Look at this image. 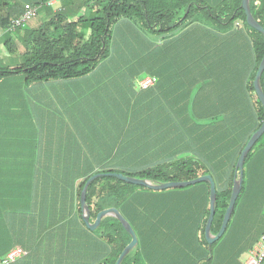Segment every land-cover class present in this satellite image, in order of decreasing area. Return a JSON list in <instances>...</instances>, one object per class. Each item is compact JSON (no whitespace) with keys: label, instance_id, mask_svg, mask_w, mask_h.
<instances>
[{"label":"trees","instance_id":"obj_1","mask_svg":"<svg viewBox=\"0 0 264 264\" xmlns=\"http://www.w3.org/2000/svg\"><path fill=\"white\" fill-rule=\"evenodd\" d=\"M54 1L0 0V9L6 8L5 14L0 15V29L12 34L18 32L14 36L24 46L20 65H0V81L13 73H22L29 85L95 72L112 56L116 37L121 38L119 42L123 39L135 47L143 63L153 65L158 46L162 47V57L176 54L178 62L172 63L169 69L176 75V88L161 89L157 77L153 85L136 91L131 88L127 93L140 106L135 111L136 106L131 108L129 123L125 125L124 120V126L119 128L122 139L115 138L120 143L118 155L130 158L98 161L101 167L91 160L67 161L64 176L44 177L65 182V197L60 201L64 203L61 216L65 217L66 230L78 229L96 236L101 246L98 261L87 264H115L132 239L114 216L103 217L95 230L89 229L83 220L81 191L86 181L99 172H122L153 182L185 181L211 174L217 192L211 232L217 234L229 205L240 153L264 122V106L254 87L264 56V34L247 23L242 0H58L57 7L53 6ZM25 2L28 3L23 9ZM28 7L35 8L36 14L9 30L13 19ZM250 8L264 27V0H250ZM42 14L47 16L39 25H28ZM190 25H203L209 30L210 36L205 37L209 48L197 55L194 50L193 58L187 60L189 50L180 49L174 37ZM240 29L245 30L246 38L252 43L256 65L248 74L232 67L223 72L222 66L230 65H222L215 59L233 55L231 45ZM1 43L9 52L19 44L12 36ZM154 71L153 67L151 74ZM260 80L264 91V71ZM104 87L98 82L92 94L100 95ZM124 88H128L127 83ZM215 100L221 102L208 110ZM154 133L160 137V145L155 144L158 138ZM263 140L264 133L246 155L242 189L231 218L223 236L211 246L205 237L210 214L207 181L151 189L116 176L101 175L89 183L86 191L90 221L94 222L101 210L117 208L131 224L139 242L121 264H229L233 261L237 264L246 250L243 239L261 240L264 234V216L262 223L255 220L253 227V211H264V190L253 201V152ZM128 143L131 149L127 155ZM134 156L139 158L133 159ZM18 196L28 198L25 202L35 205L43 201L42 196L46 199V192L19 190ZM18 202L22 201L18 199Z\"/></svg>","mask_w":264,"mask_h":264},{"label":"crops","instance_id":"obj_2","mask_svg":"<svg viewBox=\"0 0 264 264\" xmlns=\"http://www.w3.org/2000/svg\"><path fill=\"white\" fill-rule=\"evenodd\" d=\"M26 3L28 2L22 3L23 9ZM57 5L58 0H55L53 6ZM14 9L15 6L13 11L16 12L17 9ZM5 11L6 8L0 9V15L5 14ZM45 16L47 15H39L28 25L36 27ZM207 31L209 30L203 25H190L178 37H174V41L181 46L180 49L189 50L187 60L193 58L194 50L197 55L209 48L205 45L209 42L205 37L210 36ZM236 32L231 45L233 55L218 56L215 60L222 65H230L225 68L222 66L223 72L232 67V70L248 74L256 65V54L251 41L246 38L245 30ZM11 36L20 43V39L14 34L0 29V43ZM118 39L121 38L113 40L112 56L118 50L124 61L129 64L135 62L134 57L139 58L141 53L123 39L121 42ZM223 42L227 43L225 39ZM161 43L159 41V45ZM162 54V47L158 46L153 59L154 75H148L158 77L161 89H174L178 86L175 83L176 75L169 69L172 63L178 64L176 54H170L169 57H162ZM110 59L111 57L107 60ZM197 59L196 56L195 60ZM107 62L100 67L105 66L104 69H107ZM139 75L140 73L95 71L83 76L38 81L27 85L22 73H13L0 81V258L15 247H22L27 251L8 264H82L81 261L87 264L89 261H98L97 254L101 246L95 239L96 236L87 235L78 229L67 231L65 228V217L61 216L64 203L60 201L65 197V182L62 179L56 181L44 177L64 176L67 161L85 159L98 165V161L130 158L118 155L120 143L115 136L122 137V130L119 128L129 123L131 108L136 106L135 111L140 106L134 103L135 98L127 94L131 88L134 91L140 90L139 81L144 77ZM98 82L105 87L100 89V95L95 96L92 91ZM124 83L128 84V88H124ZM233 100L236 105V100ZM220 102L213 101L208 110H213ZM124 120L126 123L123 124ZM157 138L155 144L160 145V137ZM128 144L125 151L127 155L131 149V143ZM37 189L41 193L46 192V199L42 196L41 203L36 202L34 205L30 201L25 202L28 198L18 196L19 190L29 192ZM262 190L264 140L253 152V201ZM18 199L22 202L19 203ZM257 206L253 204V207ZM263 216L264 211H253V227L255 220H261L259 223H262ZM259 241V238L254 237L243 239L246 250L242 252L237 264H246ZM229 264H234V261Z\"/></svg>","mask_w":264,"mask_h":264},{"label":"water","instance_id":"obj_3","mask_svg":"<svg viewBox=\"0 0 264 264\" xmlns=\"http://www.w3.org/2000/svg\"><path fill=\"white\" fill-rule=\"evenodd\" d=\"M242 7L244 8V11L246 13L247 23L251 27L257 29L258 31H260L261 33L264 34V27L261 25V23H259L256 20V18L253 16V14L251 12L250 0H242ZM263 71H264V56L259 63L256 75L254 78V87H255L256 92H257V94H258V96H259V98H260V100L264 106V91L262 89L261 80H260ZM263 133H264V122L252 134V136L250 137V139L248 140L245 147L243 148V150L240 153V156L238 158L237 165H236V174L234 177V183H233V188H232V193H231L229 205L225 211L224 218L222 221V225H221L220 230L218 231L217 234H213L211 232V225H212V221H213L215 210H216V199H217L216 184H215L213 177L211 175H208V174L201 175L195 179H190V180H185V181L153 182L152 180L147 179V178L133 177V176L125 175L123 173H118V172L95 173L86 181V183H85V185L81 191L80 199H81V209H82L83 220H84L85 224L87 225V227H89L92 230L97 229L99 227V225L101 224L103 217L109 216V215L116 217L123 224L125 229L131 235L132 239H131L130 243L121 251V253L119 254V256L115 262V264H121L123 259L137 246L138 238H137V235H136L133 227L131 226V224L120 213V211L117 208H109V209L101 210L97 214L96 220L94 222L90 221L89 212H88V209L86 207V191H87V187H88L89 183L93 179H95L101 175H108V176L112 175V176H116V177H118L124 181H127L129 183L143 185V186H146V187H149L152 189H163V188H167V187H182V186H187L189 184H194V183L201 182V181H208L210 183V214H209L208 220H207L206 225H205V237H206L207 241L209 242V244L211 245L213 242L218 240L223 235V233L225 232V230L227 228L228 222H229L231 215H232V212L234 210L236 200H237V198L240 194V191L242 189L243 175H244V162H245L246 155L252 149L255 142L259 139V137Z\"/></svg>","mask_w":264,"mask_h":264},{"label":"rangeland","instance_id":"obj_4","mask_svg":"<svg viewBox=\"0 0 264 264\" xmlns=\"http://www.w3.org/2000/svg\"><path fill=\"white\" fill-rule=\"evenodd\" d=\"M16 47L17 48L14 49L13 52H9L5 45L3 43H0V65L15 66L17 64L20 65L21 62H23L24 46L22 43H19L16 45ZM134 58L136 61L129 64L124 61V57L119 53L118 50H116L113 53V56H111V59L107 62V69H104V67H102L96 71H99V73L110 71L121 72L125 74L133 73L136 75L140 73L139 77L148 76V74L151 73L154 65H151V63H142V57H139L137 59L136 57Z\"/></svg>","mask_w":264,"mask_h":264},{"label":"built area","instance_id":"obj_5","mask_svg":"<svg viewBox=\"0 0 264 264\" xmlns=\"http://www.w3.org/2000/svg\"><path fill=\"white\" fill-rule=\"evenodd\" d=\"M52 2V1H51ZM36 14V9L33 7H28L19 17L13 19L12 24L9 27V30H14L17 26L25 23L29 18ZM156 82L155 76H146L140 79V87H148L153 85ZM27 253L22 247H15L10 252H8L5 257L2 259L3 263H8L16 260L22 255ZM264 259V234L261 237V240L258 242V245L251 251L246 264H262Z\"/></svg>","mask_w":264,"mask_h":264}]
</instances>
